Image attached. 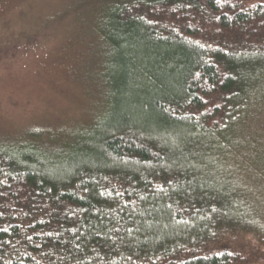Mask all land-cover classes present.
<instances>
[{"label":"trees","instance_id":"1","mask_svg":"<svg viewBox=\"0 0 264 264\" xmlns=\"http://www.w3.org/2000/svg\"><path fill=\"white\" fill-rule=\"evenodd\" d=\"M102 24L105 109L0 144V264H264V0H111Z\"/></svg>","mask_w":264,"mask_h":264},{"label":"rangeland","instance_id":"2","mask_svg":"<svg viewBox=\"0 0 264 264\" xmlns=\"http://www.w3.org/2000/svg\"><path fill=\"white\" fill-rule=\"evenodd\" d=\"M110 2L0 0V144L30 131L64 139L105 109L99 31ZM247 120L246 130L264 139V102ZM253 206L264 223V207Z\"/></svg>","mask_w":264,"mask_h":264}]
</instances>
